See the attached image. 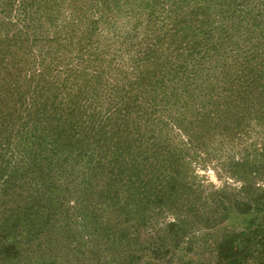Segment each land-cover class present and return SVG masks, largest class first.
<instances>
[{
  "label": "rangeland",
  "instance_id": "obj_1",
  "mask_svg": "<svg viewBox=\"0 0 264 264\" xmlns=\"http://www.w3.org/2000/svg\"><path fill=\"white\" fill-rule=\"evenodd\" d=\"M218 1L0 0V61L19 57L8 68L14 74L4 73L19 83L14 84L16 91L31 79L47 90L38 97L33 83L27 84L32 115L43 106L50 115L75 123L76 133L74 129L68 140L71 146L83 142L75 143L74 152L85 149L82 159L71 161L74 178L83 175L84 164L94 162L92 152L99 150L94 143L102 129L99 176L104 175L102 183L74 186L67 197L46 194L27 199L20 194L18 198L9 190L7 196L15 198L11 203L16 207L14 214L28 207L34 222L52 218L57 224L37 239L17 235L20 222L0 231V235L9 233L6 239L15 245L6 253L1 250L0 264H227L221 259L229 251L238 252L241 264H261L263 259L256 250L258 235L247 220L257 218L260 222L264 217L258 207L264 199V101L260 104L258 96L264 89V68H253L235 42L253 48V59L260 57L264 62V0H243L237 7L227 4L234 14L232 20L240 26L238 33L231 32L232 38L214 33L196 55L181 61L174 52L173 41L179 32L189 52L192 40H206V32L196 33V37L188 28L184 27L185 32L179 29L193 20L196 9H200V26L210 22L217 26L222 7ZM243 38L246 41L242 42ZM210 45L217 47L218 55L214 50L204 52ZM161 52L165 54L162 62L156 56ZM168 68H174L170 82L150 85L152 73L161 78ZM242 74L245 85L240 84L244 79L236 86L221 83V77L231 80ZM203 76L222 85L211 98ZM223 88H229L227 102L218 101L225 94ZM238 89L249 90L242 102L236 99ZM33 97L42 99L43 105ZM79 98L83 101L76 103L78 108L89 107L71 115L72 102ZM23 108L27 110L26 105ZM127 109L133 114H123ZM209 112L215 128L197 127L194 122ZM36 118H25L23 125L32 128ZM130 121L129 134L122 125ZM22 123H13V127L19 130ZM6 130L15 134L12 125ZM148 136L153 152L163 151L167 159L156 155L150 163L135 166L139 172L133 171L128 161L140 145L129 143L137 139L151 146L149 140H143ZM14 142L9 145L10 150H16L11 165L21 166L22 155ZM127 148L133 151L129 156ZM10 150L8 156L13 153ZM57 158L53 157V162ZM164 176L168 181H163ZM123 180L127 184L118 189L126 192L118 194L120 202L103 199L111 193L102 196V186L107 189V183L114 182L115 190V184ZM146 180L151 193L141 198V183ZM15 183L19 185L20 180ZM22 185L27 189L35 186L25 180ZM169 186L175 187L173 198L152 192ZM3 188L0 186V194ZM177 191L180 194L174 195ZM149 198L151 204H146ZM105 202L110 209L102 215ZM179 204L183 212L178 213ZM121 207L127 216L121 215Z\"/></svg>",
  "mask_w": 264,
  "mask_h": 264
},
{
  "label": "trees",
  "instance_id": "obj_2",
  "mask_svg": "<svg viewBox=\"0 0 264 264\" xmlns=\"http://www.w3.org/2000/svg\"><path fill=\"white\" fill-rule=\"evenodd\" d=\"M218 2L220 5H222V7L220 9V18L218 20L219 22L217 26L212 27L211 22L207 26L204 23H201V26H200V24H198L197 22L200 9H196L193 12L192 14L193 20H188L183 24V26H180L179 31L184 30L185 32V28H188L189 30L192 31L191 33H194L196 37H197L196 33L206 32L207 38L206 40L202 38L203 42H200L198 40V37L192 40L193 47L191 46L190 52L187 50L186 46H183L182 39H185V38H182L179 35L180 32L177 31L173 33V36H174L175 34L179 32L178 35L174 37L175 41H173V44L175 46L174 52L176 51V54H177V56L176 55L175 56L178 57L180 61L182 60L181 58H186L188 56L193 57L194 55H196L197 50L202 48V46L204 48L206 44L211 40V37L214 36V33H218V35L219 34L224 35V37L228 36L229 38H232L233 36L230 35L231 32L238 33L240 31V26L232 20L234 17V14L230 12V8H228L227 4L232 3V6L237 7L242 4L243 0H229V2L228 0H219ZM224 5H226L227 7L225 8ZM183 22L184 21L182 20L181 24ZM172 40L173 38L170 39V41ZM195 40H198V42ZM243 41H246V39L243 38L242 42ZM230 42L232 43L231 40ZM235 45L237 47L238 46L240 47L239 49L240 51H243V54L244 53L246 54L245 55L246 59H248L249 61H252L253 68L254 67L257 69L264 68V62L259 61L260 57H256L253 59V54H251L253 48L252 50L247 47L244 48L242 44H238V42H235ZM216 48H217L216 46L210 45V48L205 49L204 52L206 50H214V55H218L217 54L218 50H216ZM156 56H158L159 61L162 62L165 54L161 52V53H158ZM16 60H10V62L8 60L6 62L0 61V79H1V82H0V186L4 185V188L2 189V193L0 194V202H1L0 204V207H1L0 208V231L5 232L9 229L8 227L9 225L15 226V225H18V223L20 222L21 227L19 228V232L17 233V235L18 234L28 235L30 238L33 236L34 239H37L42 233L46 232L49 229V227L54 226L55 223L57 224V222H55L54 219L52 220V218L50 220L39 219L38 221L34 222L33 220L35 219H32L30 216L31 212L27 210L28 207H25V208L23 207L25 210L24 212L19 211V214H14L13 209L16 207L11 205V203L14 201L15 198H10L9 196H7V194L10 193L9 190L11 189L13 190L14 192L13 197L16 192V194L18 195V198H21L23 195H26V196H23L22 198H27V199L32 198V197L42 198L46 194L47 196L50 194H56L57 197L59 196L67 197V196H70L71 189L75 188L74 186L78 184L85 183L86 185L88 184L91 185V184H95V182H98V181L99 183H102V178L104 175L102 174L101 177L99 176V173H100L99 168H101V165H102V154H103V152L100 150L102 149V145H103L102 144V129L100 130L97 136L98 143H94V146L99 149L97 154L95 152H92L93 155L96 156V158L93 159L94 162H88L87 164H84V166L82 167L83 175L81 177L77 175V177L74 178L71 173L72 171L71 161L73 160V162H75L76 158H81V152H84V149H85V147H82L80 151L74 152L76 151V148L74 147L75 143L76 145H81L83 144V142L82 141L75 142L71 146L70 140H68V138L71 136V133H73L74 129L76 133V127H74L75 123L71 122L70 120L67 122L63 120L61 117L56 116L54 114L50 115L49 112L43 110V106H39L41 110H35V114L33 115H32L33 110L30 112L28 111L32 107L33 104L28 100L29 95H28V91L26 90L27 84L29 86V82L33 83V85L31 84V86L33 88V91L38 92L37 94L38 97H41L42 96L41 93H43L44 91L46 92L47 90L36 85L34 80L31 79V81H27V83L23 86V88L21 86L16 91L14 84L18 82L17 81L13 82V80H10L9 76L6 75L8 73L14 74L12 72H8V68L10 67V63L12 61H14L13 65L16 64L17 62ZM180 65L181 64H178V66ZM241 66L245 67L244 64H242ZM5 71H7L8 73H4ZM171 72L173 74L174 68H168V71L166 72L168 74L162 75L161 78L157 77L156 73H152L154 75H152V80H151L152 82L150 85H154L157 82H161V85H165V83L170 82L169 79H170V76L172 75ZM180 72H182V70H180L179 73ZM18 73L20 72H17V74ZM177 74L178 72L176 73V75ZM149 76H147V78ZM203 78H204V83L206 84L208 96L209 98H211L213 94L217 92V90L222 85L217 84V81H215L213 77L203 76ZM244 78L245 76L243 74L240 75V77H237L231 80H226L221 77V83L224 86H228L229 85L228 83H234L235 84L234 86H236V84L240 83ZM245 83H246V79H244L243 82H241L240 84L245 85ZM18 84H17V87L19 86ZM24 90H25V93H24ZM227 90H229V88H226V89L223 88V90H221L225 94L221 95L218 101L220 100L223 101V99H225V101L227 102V100L229 99V96L226 94ZM237 91H238L237 92L238 94L236 95L237 97L236 99H238L237 100L238 102H242L241 100L242 97L245 98L248 95L249 90L248 89H238ZM131 95H134L133 90L131 91ZM56 96L58 98V96L60 95L57 94ZM258 96L260 97V104H261L262 101H264V89L260 91ZM163 97L168 99L167 96H163ZM175 97H178V95ZM34 99L35 101L40 102L43 105L42 102L44 101L42 99H36L33 97V100ZM190 99L192 100V97ZM79 100L83 101L81 98H79L77 101L75 100L74 102H72V106L70 107L71 110L68 111L71 115L76 114V112L80 113L81 110L85 111V108L89 107L86 104L84 105L82 104L83 106H79L78 108L76 106V103ZM56 101L57 100L51 103L52 107L54 104L57 103ZM16 102H19V103L17 104ZM28 104L31 106H28ZM24 105H26L27 107L26 111L23 108ZM36 105H40V104H36ZM198 111L199 110H197L195 113H198ZM23 113L25 114L23 115ZM123 114L131 115L133 114V111L130 109H127ZM201 115L203 116L197 119V121L194 122V124H196L197 127L200 125L203 128L212 127L214 129L215 126L210 121L211 119H213L212 113L209 112V113H206V114L204 113ZM34 116H37V118L32 120V124H33L32 128H28L26 125H23L27 122L26 121L27 119L25 118H31ZM206 116L207 118H203ZM89 118L91 119V116H89ZM18 121L23 122L22 123L23 126L22 125H19L20 127L18 126L19 130L16 127H13V123H16ZM84 122L87 123L86 120ZM103 122H105V120ZM191 123L193 124V122ZM10 125H12V131L15 132L14 135H12L10 131L6 130L7 126H10ZM127 126L129 127V129ZM127 126L123 124L122 129L125 130L124 132L126 133L129 132L130 134L132 131V128H130L131 121H130V124H128ZM104 133L105 132L103 131V134ZM15 140H16V142H14L15 147L20 151L19 154L22 155V157L20 158L21 166H19L16 163H15L16 164L15 166L11 165V164H14V162L11 161L10 158H12L14 154L16 155V150L15 151L10 150L9 145L12 144L13 141ZM143 140L144 141L149 140L148 144H150L151 146H147L143 143H140V141L137 139L136 141L132 140V142L129 143V144L137 143L140 145L139 150L135 151L134 152L135 155H133V157H131L130 160L128 161V163L131 164V166L129 167H131L133 171L136 170L134 169L135 166L137 165L141 166L143 165V162L145 161L147 163H150L151 157L157 158L156 155H158L159 158H162V157L166 158V156L164 155H167L163 151H159L158 154L153 152L151 148L153 144L150 142L149 136L146 138L143 137ZM91 144H88V145H91ZM8 150L13 152V153L11 152L12 154L10 156H8ZM129 153H133V151L131 152L130 149L127 148V155ZM60 154L62 156H60ZM51 156L58 157L56 159L57 161L53 162V159H52L53 157ZM77 163L79 162L77 161ZM97 171H98V174H97ZM136 172H139V170H136ZM4 175H6L5 179H3ZM127 177L128 176L126 174L124 178H127ZM17 180H20L19 185L15 183L17 182ZM24 180L27 182V184H31L35 186L31 189L30 188L27 189L25 185H22ZM147 181L148 180L141 183L142 185H144L141 198H148L149 193H151V190L148 189ZM163 181H168V177L164 176ZM159 182H161V180ZM126 184H127L126 180H123L120 184L116 183L115 187H117V189L113 190L114 182H110V183H107L108 185L107 189H105V186L104 188L102 186L103 189L101 188L99 192L102 193V196L104 195L103 192H105V194L108 192L111 193L108 198H106V196L105 198H103L107 200V202L108 201L116 202V200L117 202H120L121 200L118 201L117 199V198H120L118 194L123 195V193H125L126 191L120 192L118 188L124 187ZM174 188L175 187L173 186L171 187L169 186L167 187V189H165V187H162L160 189H154L152 190V192L156 194L159 193L157 196L161 195V197L163 196L162 194L165 193L168 195V197L171 196V198H173L172 190ZM170 189H171V192H170ZM20 194H21V197H20ZM173 194L174 195L180 194V192L179 191L173 192ZM112 197H116V198H112ZM125 197L127 196H123V198ZM150 197H152V194ZM262 198H264V193L262 195ZM107 202L104 203V208H102V215H105V213H107V208L110 209L109 207L106 206ZM146 204H151L150 198L148 199V202ZM125 205H126V202H125ZM125 205L123 206L125 207ZM124 207L120 208V213L121 215L125 217L128 214L124 212L123 210ZM258 207L259 208L261 207V209L264 211V199L260 203V206ZM176 209L178 213L183 212L182 206L180 204ZM6 210L10 212L12 211V212L5 213ZM143 213H144L143 210L139 212L140 218H142ZM129 217L131 218L132 214H129ZM251 219L252 220L248 219L247 222H252L250 228L253 227V233L258 235V238L256 241L257 255L258 256L261 255L263 259L261 264H264V217L261 218L260 222L257 221V218H251ZM49 221H53V222L50 223ZM23 222L25 223L23 224ZM9 235H10L9 233L0 235V252L2 250V252L6 253L8 252V249L10 251L15 246L13 245L14 242H9V239H6ZM1 258L2 256H0V259ZM222 260H224L227 264H241L243 262V258L241 256H238V252L234 253L231 251L225 254L223 258L221 259V261Z\"/></svg>",
  "mask_w": 264,
  "mask_h": 264
}]
</instances>
